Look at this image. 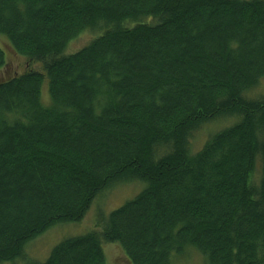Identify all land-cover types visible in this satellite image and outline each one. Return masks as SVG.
Listing matches in <instances>:
<instances>
[{
    "label": "trees",
    "instance_id": "16d2710c",
    "mask_svg": "<svg viewBox=\"0 0 264 264\" xmlns=\"http://www.w3.org/2000/svg\"><path fill=\"white\" fill-rule=\"evenodd\" d=\"M0 34L29 66L0 80V262L140 181L30 264H264V0H0Z\"/></svg>",
    "mask_w": 264,
    "mask_h": 264
},
{
    "label": "rangeland",
    "instance_id": "374dc122",
    "mask_svg": "<svg viewBox=\"0 0 264 264\" xmlns=\"http://www.w3.org/2000/svg\"><path fill=\"white\" fill-rule=\"evenodd\" d=\"M95 34L96 33L90 31L80 34L69 44L67 52H74L82 48L93 39ZM0 48L5 53L7 59V65L0 70V80L9 78L11 75L21 73L29 68L26 60L13 52L7 40L1 34ZM42 93L45 98L47 94L45 85L42 88ZM259 94L264 96V78L260 80V83L255 88L249 91V95L252 97ZM235 120L236 118L219 119L202 125L195 131L194 137L191 140L193 150H198L209 135L232 124ZM259 177L260 171L259 167H257V171L253 175V182L255 184L258 182ZM144 186L145 184L140 181L111 186L93 201L88 212L80 222L58 223L52 226L24 245L22 257L12 261L0 262V264H30L33 261H44L48 257L51 249L60 241L66 238L83 235L91 230H98L99 226L97 220L100 216L106 217L107 213L119 207L125 201L133 198ZM102 247L108 264H127L125 254L118 244L105 243ZM189 262L201 263L202 258L199 254L192 252Z\"/></svg>",
    "mask_w": 264,
    "mask_h": 264
}]
</instances>
